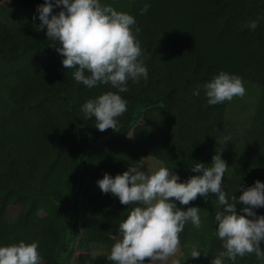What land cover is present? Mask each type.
I'll list each match as a JSON object with an SVG mask.
<instances>
[{
    "label": "trees",
    "instance_id": "obj_1",
    "mask_svg": "<svg viewBox=\"0 0 264 264\" xmlns=\"http://www.w3.org/2000/svg\"><path fill=\"white\" fill-rule=\"evenodd\" d=\"M43 2L0 0V244L38 241L42 264H113L107 256L135 205L103 193L97 181L143 157L185 180L195 162L210 164L223 148L229 194L264 182V0H104L135 17L148 77L128 82L120 93L128 110L119 131L103 132L94 118H84L81 105L116 89L74 80L46 29L39 30L38 15L33 19ZM220 71L256 88L250 113L231 117L232 100L207 103L201 85ZM225 138L226 145L218 143ZM191 206L201 209L203 223L185 225L179 258L210 264L221 247L214 222L221 206L212 194L183 207ZM194 245L199 258L190 257ZM226 264L260 262L251 253Z\"/></svg>",
    "mask_w": 264,
    "mask_h": 264
},
{
    "label": "clouds",
    "instance_id": "obj_2",
    "mask_svg": "<svg viewBox=\"0 0 264 264\" xmlns=\"http://www.w3.org/2000/svg\"><path fill=\"white\" fill-rule=\"evenodd\" d=\"M150 5L145 4L143 12ZM60 9L54 12V9ZM46 38L54 43L62 65L74 69L75 81L88 88L110 85L116 91H106L81 105L85 119H95V127L103 132L109 128L119 131V118L128 110L127 100L120 94L128 91V82L147 79L141 42L136 36L135 17L116 10L104 0H44L36 8ZM258 22L251 20L248 28L255 30ZM135 29V30H134ZM201 88L209 105L231 101L244 96L242 77L220 71ZM200 95V90L193 93ZM226 145L227 138L218 142ZM224 149L217 148L210 164L195 162L191 175L185 180L161 166L146 171L142 164L130 165L122 174L105 173L97 184L103 193L118 197L123 205H135L119 224V238L112 245L107 259L113 264H181L177 257L180 234L185 225L202 226L198 206L184 208L197 196L214 195L221 209L216 212L215 235L221 247L210 264L235 262L238 257L255 253L264 264V214L255 209L264 208V182L255 180L250 186L239 185L240 195L225 190L224 177L229 170L221 158ZM179 202V205H177ZM244 205L237 210V205ZM199 245L191 249L190 257L199 258ZM39 242L24 240L0 244V264H42Z\"/></svg>",
    "mask_w": 264,
    "mask_h": 264
},
{
    "label": "rangeland",
    "instance_id": "obj_3",
    "mask_svg": "<svg viewBox=\"0 0 264 264\" xmlns=\"http://www.w3.org/2000/svg\"><path fill=\"white\" fill-rule=\"evenodd\" d=\"M246 92L244 96L242 97H234L230 104V116L232 117L235 113H241V115H246L252 111V106L254 105L255 99H256V88L254 87H246ZM222 158V157H221ZM145 168L146 171H155L159 167L163 166L159 161L150 158V157H143L140 160V163ZM18 210L16 208L11 209L10 213L11 215H16ZM95 249V253L100 252V249H98L96 246L93 247ZM180 254V248L177 252V257L179 258ZM165 264H171V258L169 261L165 262Z\"/></svg>",
    "mask_w": 264,
    "mask_h": 264
}]
</instances>
